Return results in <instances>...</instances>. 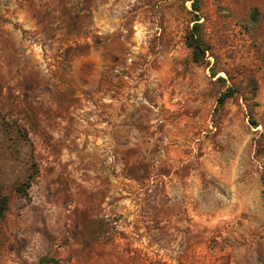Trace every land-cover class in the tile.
<instances>
[{"label": "rangeland", "instance_id": "374dc122", "mask_svg": "<svg viewBox=\"0 0 264 264\" xmlns=\"http://www.w3.org/2000/svg\"><path fill=\"white\" fill-rule=\"evenodd\" d=\"M192 1L0 0V264H264V0Z\"/></svg>", "mask_w": 264, "mask_h": 264}, {"label": "trees", "instance_id": "16d2710c", "mask_svg": "<svg viewBox=\"0 0 264 264\" xmlns=\"http://www.w3.org/2000/svg\"><path fill=\"white\" fill-rule=\"evenodd\" d=\"M195 0L192 1L194 3ZM197 22H195L194 25H196ZM187 43L188 45L192 48V57L194 60H199L200 58L204 57V51L205 47L204 44L201 40V38H196L195 36H188L187 37ZM230 94V90H227L223 92L219 98H218V103L222 104L224 99ZM31 175L28 176L30 178ZM262 182L264 184V174L261 177ZM7 208V198L6 196L0 194V217L3 216L4 210ZM49 260H52L55 264H57V259L55 258H50ZM44 259H41V262H43ZM42 264V263H41Z\"/></svg>", "mask_w": 264, "mask_h": 264}]
</instances>
